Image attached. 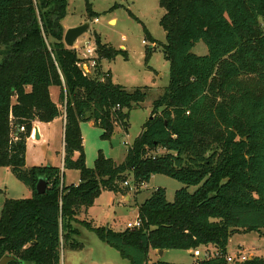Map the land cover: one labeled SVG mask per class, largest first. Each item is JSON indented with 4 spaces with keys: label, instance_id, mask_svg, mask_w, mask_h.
Returning a JSON list of instances; mask_svg holds the SVG:
<instances>
[{
    "label": "trees",
    "instance_id": "16d2710c",
    "mask_svg": "<svg viewBox=\"0 0 264 264\" xmlns=\"http://www.w3.org/2000/svg\"><path fill=\"white\" fill-rule=\"evenodd\" d=\"M159 2L166 42L144 27L155 44L145 60L161 46L170 62L169 84L154 100L125 159L118 163L99 151L94 167H88L81 123L93 121L104 138L116 126L127 131L131 110L141 106L150 88L128 90L112 80L111 71L105 77L102 61L120 54L127 59L128 52L103 43L97 32L99 65L94 74L85 73L76 49L64 42L68 0H0V167H9L32 190L31 197L3 203L0 260L13 255L17 259L9 264H61L66 248L84 247L75 239L76 223L130 264H175L153 261L150 251L201 247L216 251L204 258L193 254L190 264H231L227 255L234 234L264 235V0ZM87 5L89 19L97 18ZM200 41L206 54L193 51ZM52 86L59 88L64 110L53 101ZM63 115L64 169L27 167L35 121ZM68 169L80 172L78 183L64 181ZM156 174L185 186L173 201L158 187L139 206L140 228L116 231L78 218L103 191L127 195L130 177L138 188ZM42 177L48 183L45 194L36 191ZM234 264H264V258L248 256Z\"/></svg>",
    "mask_w": 264,
    "mask_h": 264
},
{
    "label": "rangeland",
    "instance_id": "374dc122",
    "mask_svg": "<svg viewBox=\"0 0 264 264\" xmlns=\"http://www.w3.org/2000/svg\"><path fill=\"white\" fill-rule=\"evenodd\" d=\"M68 2L67 15L62 21L64 24L76 23L78 20H85L82 24L90 22L89 31L78 38L80 44L85 43L89 38L91 41L95 40L94 33L97 32L108 42L107 44L116 49H119L121 44L126 46L127 59L120 54L114 60H107L104 64L105 69L112 70L114 81L128 90L143 86L150 88L141 106L131 110L130 125L127 131L116 126L111 137L104 138L102 137L104 131L93 121L81 123L87 166L94 167L99 151H103L105 156L120 163L125 159L129 147L143 130L145 122L151 117L154 100L164 92L169 84L170 62L165 58L161 46H156L148 60H145L146 52L153 43L147 39L144 27L158 42L165 43L166 32L160 24L165 10L160 6L159 0H68ZM87 4L99 13L98 22L95 18L89 19ZM117 4L119 6L115 8ZM129 10L139 20L132 17ZM112 17L117 19L116 23L115 21L109 23ZM193 51L199 55L206 54V44L200 41ZM52 95L57 98L58 89L53 90ZM59 106L64 110L63 105L59 104ZM58 129L60 130L59 125L52 127L46 141L30 144L27 167L61 164L63 141ZM78 180V170L68 171L67 184L77 183ZM129 182L131 185V191L128 193L130 200H125L123 196L115 192L103 191L95 200V204L87 211L88 214L85 211L80 212L79 219L93 221L97 226H110L117 231H122L126 229L128 222H134L139 217V206L158 187L165 188L167 199L173 201L176 191L185 186L164 174L152 176L149 182L143 183L138 188L133 185L132 177L129 178ZM196 188L190 187L189 190L193 192ZM30 196L31 189L20 181L10 168L0 167V216L6 199H21ZM76 227L80 233L75 236V239L84 247L79 250L66 248L63 251L61 264H130L129 260L122 258L117 249L104 243L86 226L76 223ZM211 251L215 252L216 249L212 248ZM239 251H245L249 257L264 258V235L256 231L234 234L228 246V254L233 256ZM194 252L166 250L161 255L159 250L152 249L150 258L153 261L163 260L175 264H190L195 259ZM198 254L201 258L206 257L205 248H199Z\"/></svg>",
    "mask_w": 264,
    "mask_h": 264
},
{
    "label": "crops",
    "instance_id": "0c3cea01",
    "mask_svg": "<svg viewBox=\"0 0 264 264\" xmlns=\"http://www.w3.org/2000/svg\"><path fill=\"white\" fill-rule=\"evenodd\" d=\"M92 8V7H91ZM92 10L93 11H95L93 8H92ZM96 13H98L97 11H95ZM96 19V18H95ZM85 20H78V22H73V23H71V24H64L63 22H62V24H63V26H64V29H65V32H66V30L67 29H69V28H71V27H76V26H79V25H81L83 22H84ZM115 21V23L117 22V19L115 18V17H112V18H110V21H109V23H112V22H114ZM102 37V36H101ZM102 41H103V43H108L105 39H103L102 38ZM145 41V40H144ZM82 44V43H81ZM80 44V42L77 40L76 41V43H75V46H77V45H81ZM152 46H155V44H153ZM120 48L119 49H125L126 50V46L124 45V44H121L120 46H119ZM107 60H103L102 61V68L104 69V70H109V71H111V76H112V80L114 81V78H113V72H112V70L110 69V68H108V69H105V67H104V64H105V62H106ZM115 82V81H114ZM116 83V82H115ZM55 89H58V96H57V98H54L53 97V95H52V91L53 90H55ZM50 91H51V96H52V99H53V101L54 102H56V103H58V97H59V88L58 87H56V86H52L51 88H50ZM58 105H59V103H58ZM65 123H66V118H65V115H63V116H60V117H58V118H56V119H54L53 121H51V122H40V121H35V123H34V126H36V127H38V130H39V133H40V139L38 140V139H36L35 137V139L31 136L30 138H28V140H27V154H26V166H27V162H28V156H29V147H30V144L31 143H37V142H40V141H46L48 138H49V136H50V130H51V128L52 127H54V126H58L59 125V127H60V132H61V135H62V141H63V151H62V159H61V164H59L58 166H60L62 169H64V167H63V165H64V155H65V149H64V133H65ZM81 130H82V125H81ZM84 139V138H83ZM79 156V153L78 152H76L75 153V158H77ZM5 168H9V167H5ZM65 171V177H64V181L67 183V174H68V171H75V170H64ZM78 181H80V172H79V180ZM78 183V182H77ZM116 194H118V195H121V196H123L124 198H125V200H130V196H129V194H127V195H122V194H120V193H116ZM31 196H32V190H31ZM30 196V197H31ZM87 214H88V212H87ZM79 216V215H78ZM79 218V217H78ZM114 229V228H113ZM115 230V229H114ZM117 231V230H116ZM80 233V232H79ZM205 250H206V248H205ZM157 251V250H156ZM190 251H192V250H190ZM195 251V250H194ZM166 252V250H164V253ZM197 258V257H196ZM195 258V259H196ZM194 259V260H195Z\"/></svg>",
    "mask_w": 264,
    "mask_h": 264
},
{
    "label": "built area",
    "instance_id": "2783aa9c",
    "mask_svg": "<svg viewBox=\"0 0 264 264\" xmlns=\"http://www.w3.org/2000/svg\"><path fill=\"white\" fill-rule=\"evenodd\" d=\"M96 22H98V18L95 19ZM144 43L146 41H143ZM76 51L78 52L80 62L79 66L85 71V73L92 75L95 73L96 68L99 65V55L97 52V45L95 40L91 41V38L87 40L85 43H82L81 45L74 46ZM102 65V63H101ZM104 70V69H103ZM105 71V77L108 76V71L109 70H104ZM104 77V78H105ZM20 131H25V127L21 126L19 128ZM35 131H32L31 136L34 137ZM142 226V220L138 217L134 222H128L126 225V228L129 229H138ZM210 250V249H209ZM194 255L196 257H200V254H198V249L195 250ZM214 255V252L211 250L208 251L206 249V257H211ZM248 259V256L245 254V251H239L235 253L233 256L228 254L227 255V260L229 263H237L239 261H245Z\"/></svg>",
    "mask_w": 264,
    "mask_h": 264
},
{
    "label": "water",
    "instance_id": "95a60500",
    "mask_svg": "<svg viewBox=\"0 0 264 264\" xmlns=\"http://www.w3.org/2000/svg\"><path fill=\"white\" fill-rule=\"evenodd\" d=\"M90 29V22L87 21L84 24H81L76 27H71L66 30L64 35V42L68 47L73 48L75 46L76 41L80 36L88 32ZM34 137L36 139H40V133L38 127H34ZM48 190V183L45 178H40L37 185L36 191L39 194H45ZM164 250H160V254L163 255ZM17 258L13 255H6L0 260V264H9L11 261L16 260Z\"/></svg>",
    "mask_w": 264,
    "mask_h": 264
}]
</instances>
